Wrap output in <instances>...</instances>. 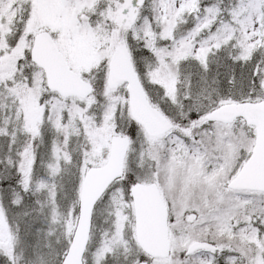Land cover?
Instances as JSON below:
<instances>
[{
  "label": "snow or ice",
  "instance_id": "obj_1",
  "mask_svg": "<svg viewBox=\"0 0 264 264\" xmlns=\"http://www.w3.org/2000/svg\"><path fill=\"white\" fill-rule=\"evenodd\" d=\"M0 264H264V0H0Z\"/></svg>",
  "mask_w": 264,
  "mask_h": 264
}]
</instances>
